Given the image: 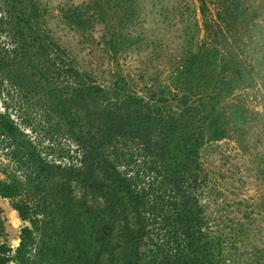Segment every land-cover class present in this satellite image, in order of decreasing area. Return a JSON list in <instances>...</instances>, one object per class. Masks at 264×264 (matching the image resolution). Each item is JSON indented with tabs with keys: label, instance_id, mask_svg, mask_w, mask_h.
Here are the masks:
<instances>
[{
	"label": "trees",
	"instance_id": "obj_1",
	"mask_svg": "<svg viewBox=\"0 0 264 264\" xmlns=\"http://www.w3.org/2000/svg\"><path fill=\"white\" fill-rule=\"evenodd\" d=\"M198 1L203 11L213 0ZM24 3L4 0L13 49L0 46V75L18 86L27 83L32 94H43L81 156L82 167L70 170L79 175L82 189L103 205L82 204L93 219L90 245L81 244L79 235L59 243L50 234H56L55 227L42 232L41 207L17 200L23 184L0 181V197L16 201L13 208L29 224L22 228L17 248L0 244V264H103L104 259L107 264H218L215 253L221 242L212 237L202 203L210 179L201 150L247 120L240 103L238 109H229V100L264 63L247 64L232 44L218 45L219 37L208 32L207 43L199 51L188 50L171 76L181 90L168 92L160 84L145 98L121 72L114 73L110 86L81 72L65 50L34 31ZM234 10L240 11L238 4ZM134 12L130 0H92L63 9L69 24L83 32L112 19L117 26L131 23ZM140 41L132 31H119L106 43L117 56ZM228 110L234 111L232 118ZM0 129L15 140L23 136L7 114L0 113ZM22 144L36 161L39 154L32 142Z\"/></svg>",
	"mask_w": 264,
	"mask_h": 264
},
{
	"label": "rangeland",
	"instance_id": "obj_2",
	"mask_svg": "<svg viewBox=\"0 0 264 264\" xmlns=\"http://www.w3.org/2000/svg\"><path fill=\"white\" fill-rule=\"evenodd\" d=\"M24 2V14L31 17L34 31L47 43L65 50L81 72L104 86H110L114 73L121 72L145 98L160 84L168 92L181 90L171 76L188 50L199 51L207 43L208 32L219 37L218 45L232 44L247 64L264 63V0H213L203 11L198 0H130L136 10L133 22L121 26L113 19L108 24L97 22L86 32L69 24L63 9L92 0ZM237 4L239 12L234 10ZM6 18L4 0H0V46L11 51ZM119 31H132L141 41L114 56L106 41L112 32ZM247 78L248 83L236 91L228 107L238 109L240 103L247 120L240 122L237 131L230 130L227 138L209 142L201 150L210 179L202 203L212 237L221 242L215 253L218 264H264V67ZM41 96L32 94L27 83L18 86L0 75V113L10 116L23 134L15 140L0 129V181L19 180L23 184L17 200L41 207L42 232L46 227L57 230L50 233L52 240L72 242L79 235L81 244L90 245L94 241L93 219L82 204L103 205V200L84 191L79 175L70 170L82 167L81 156L74 152L76 145L64 123ZM233 112L228 110L229 118ZM22 141L32 142L39 154L36 161ZM14 202L0 197V244L13 249L19 246L22 228L29 226L13 208ZM37 236L39 242V233ZM97 239L100 241V236ZM31 255L35 256V250ZM103 264H107L105 259Z\"/></svg>",
	"mask_w": 264,
	"mask_h": 264
}]
</instances>
